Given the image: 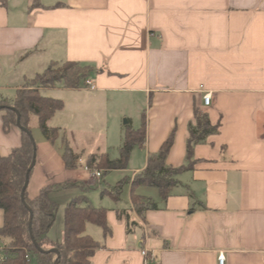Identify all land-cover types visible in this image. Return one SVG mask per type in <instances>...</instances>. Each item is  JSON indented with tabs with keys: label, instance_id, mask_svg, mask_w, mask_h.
<instances>
[{
	"label": "crops",
	"instance_id": "crops-1",
	"mask_svg": "<svg viewBox=\"0 0 264 264\" xmlns=\"http://www.w3.org/2000/svg\"><path fill=\"white\" fill-rule=\"evenodd\" d=\"M1 1L0 100L13 105L16 92L51 64L92 69L87 80L95 90L57 85L42 92L64 103L49 125L68 140L78 157L75 168L62 158V141H47L31 118L36 163L27 195L34 199L43 188L64 186L49 194L58 207L49 240L62 243L65 208L86 197L108 210L111 230L105 237L99 226L86 225L102 245L91 264H218L220 253L225 264H264V0ZM107 106L108 125L112 117L120 133L126 116L133 130L144 117L146 139L133 149L126 170L109 171L108 178L101 171L97 179L84 169L89 156L119 158L111 156L109 143L106 151L103 136L93 135L98 124L104 127ZM195 110L219 123L220 131L194 147L193 168L176 177L167 200L156 188L136 189L157 210L138 216L130 183L117 201L101 195L141 173L172 136L166 166H186ZM4 114L0 155L8 156L22 134L18 126L4 132ZM87 146L95 153H85ZM121 211L136 222L129 233ZM143 249L156 252L154 262H146Z\"/></svg>",
	"mask_w": 264,
	"mask_h": 264
},
{
	"label": "trees",
	"instance_id": "trees-1",
	"mask_svg": "<svg viewBox=\"0 0 264 264\" xmlns=\"http://www.w3.org/2000/svg\"><path fill=\"white\" fill-rule=\"evenodd\" d=\"M0 4L5 5L4 2ZM92 69L81 63L69 62L61 67L51 64L42 74L37 75L33 82L35 88H22L16 92L13 105L0 100V111H4L3 130L8 133L12 126H17V112L20 114L21 145L8 156L0 155V210L3 212V225L0 227V238L3 241L5 260L1 264H27L32 257L36 264H91L90 259L102 245L86 233L88 223L99 226L104 236H110L111 230L107 223L105 208H96L88 203L86 197L73 199L65 208L64 233L61 244H54L48 234L56 220L58 207L49 194L64 188L46 187L39 195L30 199L27 189L23 192L32 162L35 159L36 143L33 139L31 118H37L38 127L44 138L54 144L63 143L62 158L68 168H75L78 157L73 153L68 140L61 136L59 128L51 127L49 122L57 112L64 108L61 100L42 94L43 91L62 85L65 89L84 87ZM102 70H96L100 73ZM195 124L189 125L190 139L187 144L188 164L180 168L166 166V158L173 144V136L162 146L157 155H151L146 168L132 180L124 178L111 189L102 191V196L119 200L124 186L128 183L132 188L133 209L138 216L150 210H157V205L135 194L138 187L156 188L162 200H167L171 190L179 182L176 177L184 171L191 170L194 165V147L203 143L208 137L220 131V124L212 125L208 117L195 110ZM146 139V125L143 117L142 126L138 130H126L119 158L111 160L108 155H91L86 166L90 171L126 170L130 156L136 146H142ZM102 174V172H101ZM102 174V175H104ZM24 194L25 204L22 201ZM32 214V216H31ZM126 216L127 232L136 225L131 221L130 214L118 212V217ZM55 249L57 252L49 250ZM44 251V252H43ZM47 251V252H45Z\"/></svg>",
	"mask_w": 264,
	"mask_h": 264
},
{
	"label": "rangeland",
	"instance_id": "rangeland-1",
	"mask_svg": "<svg viewBox=\"0 0 264 264\" xmlns=\"http://www.w3.org/2000/svg\"><path fill=\"white\" fill-rule=\"evenodd\" d=\"M35 87H37V85L34 84L33 82H31V83H28L25 88L26 89H31V88H35ZM118 103H124V102L123 101H119ZM109 110L110 109H108V106H107V108L105 110V115L106 116H105V124H104V127L103 126H100L98 124L97 125V128H98L97 129V132L98 133H95L93 135L97 136L98 139H99L100 136L101 137L102 136L104 137V139H102V142L105 141V144L104 145H105L106 151L108 152V143H109L110 144L109 152H110L111 156L114 157V156L119 155V150H118L117 147H119V145H121V140L122 141L124 140V136H125L126 130L129 129V128H131V127L129 125H125V120H128L127 116L124 119H122L123 133L122 132L120 133V131L118 130V127L116 126L117 124H116V122H114V120H113L112 117H110V119H109V125H108V113H109L110 116L112 114L111 113V110L110 111ZM102 128L104 129V131L102 130ZM100 130L103 131L102 134H100ZM79 137H80V141L86 140V136H84V137L83 136H79ZM91 146H92V144H91ZM86 148L87 149H86V152L85 153H89L90 151H93V152L95 151L93 147H92L93 150H92L91 147H88V146ZM105 174H106L105 175L106 177L107 176L110 177V174H108V172L105 173ZM28 264H36V261L35 260H33V261L31 260Z\"/></svg>",
	"mask_w": 264,
	"mask_h": 264
},
{
	"label": "built area",
	"instance_id": "built-area-1",
	"mask_svg": "<svg viewBox=\"0 0 264 264\" xmlns=\"http://www.w3.org/2000/svg\"><path fill=\"white\" fill-rule=\"evenodd\" d=\"M84 87L86 89L95 90V86L92 84V82L90 80L85 81ZM203 99H204V103L206 105H208L210 103V100H211V94L210 93H206L203 96ZM84 169L87 172H90L91 173V171L89 170V168L86 165L84 166ZM92 174L97 179H100L102 177L101 172H99L97 170L94 171V172H92ZM2 243H3L2 238H0V263L5 260V256L3 254V244ZM141 255L144 257V259L148 263L154 262L155 261V258H156V252L155 251L150 252L148 249H143L141 251ZM218 264H225V256H224L223 253H220L219 256H218Z\"/></svg>",
	"mask_w": 264,
	"mask_h": 264
},
{
	"label": "water",
	"instance_id": "water-1",
	"mask_svg": "<svg viewBox=\"0 0 264 264\" xmlns=\"http://www.w3.org/2000/svg\"><path fill=\"white\" fill-rule=\"evenodd\" d=\"M0 109H2V107H0ZM17 126H18V128H21V124H20V114H19L18 112H17ZM33 139H34V138H33ZM35 163H36V154H35V159H34V161L32 162V165H31L29 171H31V170L34 168ZM29 179H30V175L28 174V176H27V180H26V183H25V186H24V189H23V192H25V190L28 188ZM22 201H23V203L25 204L24 194L22 195ZM25 206H26V204H25ZM31 216H32V214H31ZM49 251L54 252V253L57 252L55 249H52V250H49ZM43 252H44V251H43ZM45 252H47V251H45Z\"/></svg>",
	"mask_w": 264,
	"mask_h": 264
}]
</instances>
